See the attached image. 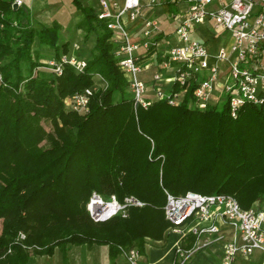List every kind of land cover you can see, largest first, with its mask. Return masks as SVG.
<instances>
[{
	"label": "trees",
	"instance_id": "obj_1",
	"mask_svg": "<svg viewBox=\"0 0 264 264\" xmlns=\"http://www.w3.org/2000/svg\"><path fill=\"white\" fill-rule=\"evenodd\" d=\"M72 1L85 40L95 36V51L88 58L75 52L86 60L82 71L66 64L57 74L32 51L38 44L55 58L71 53L61 24L36 26L28 8L0 0V264H26L31 254L53 255L56 248L66 262L69 249L82 244L107 245L111 260L122 247L143 252L148 238L163 239L170 226L165 190L226 193L242 208L261 206L264 102H247L235 116L227 102L199 109L189 105L191 83L177 105L166 98L136 103L107 20L98 7ZM98 77L106 85L96 86L88 110L70 109L66 97ZM94 191L145 204L94 221L87 209ZM20 231L26 236L16 241ZM194 241L190 236L182 247Z\"/></svg>",
	"mask_w": 264,
	"mask_h": 264
},
{
	"label": "built area",
	"instance_id": "obj_2",
	"mask_svg": "<svg viewBox=\"0 0 264 264\" xmlns=\"http://www.w3.org/2000/svg\"><path fill=\"white\" fill-rule=\"evenodd\" d=\"M21 1L15 0L17 4ZM97 7L98 16L107 20L113 31L119 65L136 103L146 107L153 100L166 98L170 104L177 105L183 101L191 83L195 87L189 105L199 109L227 102L235 116L247 102H264V0H99ZM163 22L172 24L177 42H167L161 50L156 37L169 34ZM205 23L216 31L227 32L230 43L210 51L205 41L193 35ZM149 58L156 62L151 73L152 98L148 96L149 84L141 75L151 66ZM66 64L82 71L86 60L72 50L60 58L48 59L45 67L61 74ZM162 82L168 87H163ZM174 83L181 89L173 91ZM105 85L106 81H97L69 95L65 102L74 111L86 112L96 86ZM165 192L163 210L170 222L169 229L195 237L191 248H177L179 259L173 264H184L212 239L223 237L217 218L233 229L220 264H235L239 255H251L255 251L264 254V203L242 208L231 194ZM124 200H105L94 192L88 208L95 221H104L119 213L126 215L131 205L144 204L134 196ZM213 234L214 238L209 237ZM121 254L125 264H152L142 259L137 247H122Z\"/></svg>",
	"mask_w": 264,
	"mask_h": 264
},
{
	"label": "crops",
	"instance_id": "obj_3",
	"mask_svg": "<svg viewBox=\"0 0 264 264\" xmlns=\"http://www.w3.org/2000/svg\"><path fill=\"white\" fill-rule=\"evenodd\" d=\"M162 26L167 28L169 24L163 22ZM213 30L208 23H205L198 26L194 30L193 35L205 41L207 46L209 44L208 48L210 51H215L218 46L230 43L231 38L229 34H225V32L224 36H219ZM156 38L160 40V49L162 50L164 45H167L164 34H160ZM149 59L152 62L151 66H147V69L141 75L147 81V84H149L148 96L152 98L154 97V92L151 88V73L155 69L154 65L156 62L154 58ZM161 85L165 88L168 87L166 82H162ZM215 221L220 226L223 237L212 239L209 244L197 250L190 258L189 264H220L226 241L230 238L233 229L230 224L219 218ZM190 236L193 235L174 232L168 228L163 239L152 240L146 243L144 251L141 252L142 259L152 264H173L179 259V255L176 252L177 248L188 243L190 244ZM209 237L214 238L215 234L209 235ZM55 257H59L56 264H125L122 254H118L114 260H111L108 246L104 244L72 246L69 249L66 262L63 260L62 253L58 248L55 249L53 255L31 254L26 264H55L52 261ZM235 264H264V254L260 251H255L251 255H239Z\"/></svg>",
	"mask_w": 264,
	"mask_h": 264
},
{
	"label": "rangeland",
	"instance_id": "obj_4",
	"mask_svg": "<svg viewBox=\"0 0 264 264\" xmlns=\"http://www.w3.org/2000/svg\"><path fill=\"white\" fill-rule=\"evenodd\" d=\"M81 1L84 4L92 5L94 7L95 6L97 7L99 3V0H81ZM17 5L24 8H28V14L31 16V20L33 24L36 26L40 24L51 25L55 21L59 22L61 24V31H60L61 41L62 42L68 41L70 43V49L74 50L75 52L78 51L85 58L90 57L94 53L95 36L94 34H92L88 40H85L84 30L83 28H80L78 26L79 22L82 20V14L79 11V9L74 5L72 0H22L21 3ZM166 31L169 32V34L165 36V42L176 43L177 37L174 32V28L172 24L167 26ZM213 31L219 36L220 35L224 36L225 33L222 31H216V30ZM225 34H227V32ZM32 57H36L41 61H47L48 59L53 57V50L48 46H40L38 44H35L33 46ZM97 81H99L100 83H105V81L101 80L99 77L97 78ZM44 125L47 129L50 128L48 122H44ZM103 198L105 200H113L114 198L116 199L114 195H112L110 198H105V197ZM88 204H87V209L89 211ZM143 205H136V206H143ZM126 215L122 214V216H126ZM2 224H3V218H0V232L2 229ZM25 236H26L25 232L20 231L18 233V236L16 237V241L23 240ZM152 240L155 239H151V238L147 239L148 242ZM58 258L59 257H55V259H52V261L56 264Z\"/></svg>",
	"mask_w": 264,
	"mask_h": 264
},
{
	"label": "water",
	"instance_id": "obj_5",
	"mask_svg": "<svg viewBox=\"0 0 264 264\" xmlns=\"http://www.w3.org/2000/svg\"><path fill=\"white\" fill-rule=\"evenodd\" d=\"M13 7H14V8H17V7H18V5H17L16 2H14Z\"/></svg>",
	"mask_w": 264,
	"mask_h": 264
}]
</instances>
